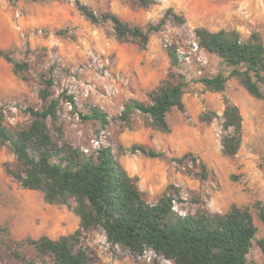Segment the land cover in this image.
<instances>
[{
	"label": "rangeland",
	"instance_id": "obj_1",
	"mask_svg": "<svg viewBox=\"0 0 264 264\" xmlns=\"http://www.w3.org/2000/svg\"><path fill=\"white\" fill-rule=\"evenodd\" d=\"M81 1L97 14L112 11L140 26L157 22L167 8L184 17V22L178 23L170 17L160 31L150 33L147 47L141 49L133 43L117 42L109 23L96 26L85 20L74 0L14 3L0 0V48L21 59L28 44L32 61V80L25 82L0 57V111L6 124L18 127L29 123L26 107H40L35 73L52 65L56 79L54 92L66 91L76 102V110L68 103L62 104V142L86 155L100 146H110L116 151V141L126 148L141 143L161 151L163 155L154 158L129 151L119 155L122 165L139 176L140 188L149 202L154 203L165 186L172 183L180 189L182 201H174V209L181 214L194 211L191 198L195 196L209 212H224L231 203L247 205L257 227L256 237H263L264 226L252 204L255 200L264 203V103L251 96L235 77L227 80L223 94L241 110L243 139L235 157L223 155L219 142L220 118H200L204 111L221 115L223 109L222 93L205 91L198 81L202 75L212 76L219 71L228 74L229 68L217 56L199 47L190 64L181 61L179 71L188 80L183 95L186 113L176 108L171 110L167 116L168 133L152 130L136 118L132 129L120 130L117 123H111L95 138L93 131L97 125L82 120L79 115L96 105L112 117L119 113L125 98L147 101L145 92L168 71L166 46L176 43L187 49L196 41L195 27L211 31L236 29L243 38L257 31L264 41V0H155L146 7L139 6L136 0ZM39 54H44L42 60L36 58ZM261 89L264 91V85ZM186 152H192L207 165L206 180L200 182L172 160ZM12 159L11 150L1 147L0 223L8 226L15 238L43 234L58 238L73 232L78 227V217L65 205L46 203L40 192L20 187L4 173L3 162ZM188 167L192 165L189 163ZM84 241L96 250L102 264H151L149 257L135 263L118 248L121 256H114L101 229L88 232ZM247 258L252 264H264V254L255 243ZM158 264L172 263L159 258Z\"/></svg>",
	"mask_w": 264,
	"mask_h": 264
},
{
	"label": "trees",
	"instance_id": "obj_2",
	"mask_svg": "<svg viewBox=\"0 0 264 264\" xmlns=\"http://www.w3.org/2000/svg\"><path fill=\"white\" fill-rule=\"evenodd\" d=\"M136 2L146 7L155 0ZM74 3L90 23L96 26L109 23L117 42L133 43L141 49L147 47L150 33L160 31L170 17L178 23L184 22V17L171 8H167L157 22L140 26L112 11L97 14L81 0ZM194 35L202 50L217 56L229 68L228 74L219 71L212 76L199 77L203 90L222 93L223 102L221 115L204 111L200 118H220L221 153L235 157L243 139V115L238 105L223 92L227 80L235 77L251 96L264 103L261 89L264 41L257 31L243 38L238 30L226 28L211 31L195 27ZM176 47V43L166 46L168 71L145 92L147 101L125 98L119 113L112 117L96 105L79 115L82 120L97 125L93 131L95 138L111 123H117L120 130L132 129L136 118L152 130L170 132L167 116L173 108L186 113L183 95L188 85L186 76L179 71L181 61ZM43 55L36 58L42 60ZM30 56L28 44L21 59L13 58L9 51L0 48V57L10 64L13 74L25 82L32 80ZM35 77L40 107H26L30 115L28 124L9 126L0 111V148L6 146L13 154L11 161L3 162V171L20 187L40 192L46 203L65 205L78 217V227L58 238L45 234L15 238L10 228L0 223V264H102L96 250L84 241L88 232L98 229L103 231L114 256H121L119 251L126 252L135 263L149 257L151 264H158L159 258L172 264H252L247 255L254 243L264 254V236L256 237L257 227L247 205L231 203L224 212H209L195 196L191 198L194 211L181 214L173 208V202L182 199L179 187L172 183L165 186L154 203L146 199L139 176L128 172L119 155L129 151L154 158L162 156L163 152L141 143L126 148L116 141V151L110 146H100L86 155L79 148L62 142L60 110L63 103L76 110L75 98L63 90L58 94L54 92V66L37 71ZM172 160L200 182L208 178L207 165L192 152L174 156ZM189 163L192 168L188 167ZM252 207L264 226V203L255 200Z\"/></svg>",
	"mask_w": 264,
	"mask_h": 264
},
{
	"label": "built area",
	"instance_id": "obj_3",
	"mask_svg": "<svg viewBox=\"0 0 264 264\" xmlns=\"http://www.w3.org/2000/svg\"><path fill=\"white\" fill-rule=\"evenodd\" d=\"M199 49L198 43L196 41L192 42L191 46H188L187 49H185L183 46L177 45L176 47V53L180 61L190 64L192 61V55H195ZM202 51V50H200ZM197 59L200 61H203L201 56L197 55ZM94 143H98V141H94ZM87 150V149H86ZM173 208H174V202H173Z\"/></svg>",
	"mask_w": 264,
	"mask_h": 264
},
{
	"label": "crops",
	"instance_id": "obj_4",
	"mask_svg": "<svg viewBox=\"0 0 264 264\" xmlns=\"http://www.w3.org/2000/svg\"><path fill=\"white\" fill-rule=\"evenodd\" d=\"M2 82H1V80H0V84H1ZM130 174H134V173H132L131 171H128Z\"/></svg>",
	"mask_w": 264,
	"mask_h": 264
}]
</instances>
